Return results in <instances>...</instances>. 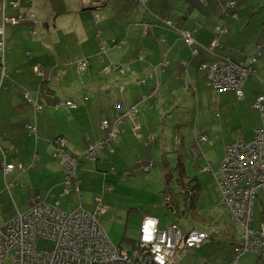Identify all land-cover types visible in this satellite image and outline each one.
<instances>
[{"label":"crops","instance_id":"0c3cea01","mask_svg":"<svg viewBox=\"0 0 264 264\" xmlns=\"http://www.w3.org/2000/svg\"><path fill=\"white\" fill-rule=\"evenodd\" d=\"M231 1L236 2V8L228 7ZM12 2L18 5L12 6ZM3 15L20 22L3 25ZM32 15L35 21H31ZM0 16L4 27L0 35V43L4 44L0 49V198L10 203L7 211L2 203L0 226L27 212L32 198L66 212L80 207L90 210L86 203L93 209L94 198L100 196L110 179L121 176L124 182L128 177H137L140 170L149 173L155 160L163 166V179L165 171H175L176 178H189L185 168L189 156L195 164L202 163L201 172L216 173L221 165L213 170L200 152V144L208 141L197 139L207 132L190 140L184 150L176 144L174 152L161 133L164 118L178 105H183V110L176 121L185 128L194 122L196 103L205 109L209 96L218 95L209 85L207 70L200 69L202 63L224 65L226 59H233L249 65L251 56L260 49L254 65L256 74L248 78L244 97L239 99L233 89L221 91L218 107L225 115L243 113L245 106L248 111L255 110V100L264 95L262 1L0 0ZM218 28L225 29V34L220 37V48L212 54L209 49ZM183 33L192 35L194 43L190 44ZM103 42L112 45L106 52L101 51ZM78 61H85L87 68L80 71ZM108 66L113 68L105 73ZM117 88L124 92H113ZM26 93L42 105L41 110L35 109ZM133 105H138L137 116L114 128L116 136L96 149L97 158L86 157L90 146L110 136L102 123L109 121V130L113 131L118 114ZM29 126L36 132H31ZM59 137L67 140V151L80 159L76 169L80 192L73 187L65 192L64 164L56 157L55 140ZM178 137L183 144L184 137L177 135V143ZM170 153L176 158L169 161ZM5 165L14 168L7 171ZM84 194L94 195L91 202ZM10 197L15 206L8 201ZM173 200L167 201L168 205ZM68 203L77 207L67 211L64 206ZM104 205L105 214H111L113 209ZM146 217L157 219L160 230L171 225L182 230L184 227L143 213L140 228ZM203 223L213 228L212 234L218 232L206 221ZM127 241V248L138 242Z\"/></svg>","mask_w":264,"mask_h":264},{"label":"built area","instance_id":"2783aa9c","mask_svg":"<svg viewBox=\"0 0 264 264\" xmlns=\"http://www.w3.org/2000/svg\"><path fill=\"white\" fill-rule=\"evenodd\" d=\"M235 4V1H231L228 7L234 8ZM11 5L18 4L12 2ZM30 19L36 20L33 15ZM18 20L5 15L2 17L3 25L7 22L17 24L20 22ZM3 25H0V35L4 33ZM224 34L225 29H217V36L209 49L212 54L220 48V37ZM182 35L190 44L194 43L192 35ZM109 46L112 45L103 42L101 51L106 52ZM0 49H4L3 42L0 43ZM193 52L198 53L197 50ZM257 55L259 53L251 58L252 64L249 65L243 61L226 59L224 65L202 63L200 69L207 70L209 85L217 93L233 89L241 99L244 97L243 88L248 77L256 73L252 65L258 61ZM78 68L80 71L85 70L87 63L78 61ZM112 68L108 66L104 68V72L109 73ZM36 72L39 70L36 69ZM26 97L37 111L42 109V105L30 98L29 93H26ZM66 104L72 108L76 107L73 102ZM253 108L261 114L262 127L255 131L253 140L227 146L225 159L214 173L223 204L242 232L236 241L239 247L234 254L235 264H239L238 259L248 252L257 254L260 258L259 264H264V221L258 229L252 227L256 200H263L259 193L264 194V95L257 97ZM137 114V105L118 114L112 126L113 131L109 130L111 123L104 121L102 129L109 131V138L90 146L85 156L95 158V149L106 146L109 139L116 136L114 128L127 119H134ZM28 128L31 132H36L33 126ZM197 139L198 142L208 141L205 135ZM55 144L56 157H60L64 164L67 185L65 192L69 193V187L80 192L81 185L76 174L79 159L67 151L65 138L59 137ZM5 167L7 171L14 168L13 165ZM113 190L111 185L104 188L105 192ZM93 204L94 211L80 207L73 212H66L57 205L32 198L31 207L27 212L19 213L13 220L0 226V264H175L184 253L201 247L211 239L206 232L192 229L185 233L177 225L160 230L157 219L146 217L141 225L137 244L131 248H118L111 242L101 224V216L107 211L103 198H95ZM40 240L52 242L54 249L40 250Z\"/></svg>","mask_w":264,"mask_h":264},{"label":"rangeland","instance_id":"374dc122","mask_svg":"<svg viewBox=\"0 0 264 264\" xmlns=\"http://www.w3.org/2000/svg\"><path fill=\"white\" fill-rule=\"evenodd\" d=\"M258 1L264 2V0ZM236 6L237 4H235L234 8ZM120 86L124 85L120 83ZM129 89L131 87L126 91ZM116 90L113 92L120 94L124 92L121 88L120 90L118 88ZM135 92L136 90L133 93ZM200 92L202 93L201 90ZM227 95L228 93L225 96ZM219 97H221V93H218V95L213 94L211 97L209 96L207 104L204 106L205 109L202 108V105L198 106L197 102L194 122L185 125V128L182 127L181 123H177L176 121V116L181 114L183 110V105H178L177 110L173 111V115V112L168 116L166 115L161 130L166 143H171V152L176 150V144L184 150L190 140L193 141L202 132H207L208 143L200 144V152L202 151L206 160L210 161L213 170H216L218 168L217 166L221 165L224 161L227 146L252 140L257 126L262 125V118H260L259 112L252 109L248 111V106L244 107L243 113L225 115L219 110L220 106L218 107V103H221L218 100ZM212 104L214 105L213 107L211 106ZM176 134L184 137L185 141L183 144L181 139L179 140V137L177 143ZM163 150L165 151L166 148H163ZM187 150L188 152L191 151V147L188 146ZM167 156L169 161L172 158H176L174 153H170ZM196 158H198V155ZM161 166V162L155 160V166L151 168L149 173H143L140 170L137 177L131 180L129 177L126 178L125 181L127 182H121V176L115 180L110 179L111 182L109 184L114 187V191L105 193V191L101 192V189L99 190L98 193L101 192V194L98 197H102L103 202L109 208L113 209L111 214L109 211L107 214L101 216V224L105 232L110 235L111 242L118 248H122L121 244H125L122 246L126 248L129 245L127 239L138 241L140 238L139 231L142 214L148 213L158 216L162 221H167L168 223L173 220L171 223L177 222L181 224V226H184L182 227L184 231L196 228L198 230H205L211 236L207 244L187 251L186 254L184 253L182 255L183 259L178 260L175 264H235L234 254L235 250L239 247V243L236 241L240 238L242 232L241 228L232 219L227 207L223 204L221 190L215 179V175L211 172H201L199 168H204L202 167V163L195 164L190 156L185 158V168L189 178L184 179V181L189 182L196 178L197 184L201 186L199 188V196L195 201V206L190 209L185 204L181 187H178L175 171H170L173 179H170V181L172 180L170 182L171 187H168L165 178H162L163 166ZM171 193L179 195L177 196L178 201L172 199L171 204H174L173 206L171 204L168 205L169 203L167 202L171 201V197L169 196L172 195ZM259 194L262 195L263 203H261L260 199L256 200L254 225L252 226L255 229L259 228L264 218V194L262 192ZM84 195L87 196L89 202H91L94 196L90 194ZM165 196L167 197L165 198ZM8 201L15 206L12 197ZM3 202L5 211L9 210L10 203L4 198H0V210H3ZM89 204L86 203L85 207L90 208L88 211H94V205L92 209ZM23 206H25V203ZM76 207V204L68 203L64 206V209L72 211ZM204 221L212 225L218 232L212 234L213 228L205 227ZM123 238L126 239L123 241ZM38 245L40 250L51 251L54 249L52 242L40 240ZM257 259L258 256L255 253L248 252L240 259L239 264H256ZM6 264H9V262Z\"/></svg>","mask_w":264,"mask_h":264},{"label":"trees","instance_id":"16d2710c","mask_svg":"<svg viewBox=\"0 0 264 264\" xmlns=\"http://www.w3.org/2000/svg\"><path fill=\"white\" fill-rule=\"evenodd\" d=\"M165 169H166V167H165ZM170 179H173V177L171 176L170 172L165 171V181H166L168 187H171L170 182L172 180L170 181ZM176 181L178 183V187L180 186L181 189L183 190V194L182 195H184L185 204L190 209H192L195 206V201H196L197 197L199 196L198 184L196 182L197 179L195 178L193 180H190L189 182L188 181L186 182V181H184V178L180 177V178H176ZM169 196L171 197V199H178L177 196H179V195L178 194H172V195H169Z\"/></svg>","mask_w":264,"mask_h":264},{"label":"bare ground","instance_id":"6f19581e","mask_svg":"<svg viewBox=\"0 0 264 264\" xmlns=\"http://www.w3.org/2000/svg\"><path fill=\"white\" fill-rule=\"evenodd\" d=\"M257 53H259V55H257L258 57L261 55V52H260V49H258L256 52H255V54L254 55H256ZM254 55H252L251 56V58L254 56ZM259 59V58H258ZM255 65V64H254ZM254 65H252L253 67H254ZM255 69V68H254ZM256 71V70H255ZM256 74V73H255ZM251 76V75H250ZM249 76V77H250ZM248 77V78H249ZM248 80V79H247ZM247 82V81H246ZM245 85H246V83H245ZM245 85H244V87H245ZM244 89V88H243ZM203 135H205V136H207L206 134H203ZM207 138H208V136H207ZM97 149V148H96ZM96 149H95V158H97V152H96ZM94 158V159H95ZM261 201V203H263V200H260ZM255 214V213H254ZM262 221H264V218H263V220ZM246 254V253H245ZM244 254V255H245ZM243 255V256H244ZM257 255V254H256ZM243 256H241L239 259H238V262L240 261V259L243 257ZM258 256V255H257ZM235 257V256H234ZM259 262H260V258H259V256H258V261H257V263L256 264H259Z\"/></svg>","mask_w":264,"mask_h":264},{"label":"clouds","instance_id":"9594fccd","mask_svg":"<svg viewBox=\"0 0 264 264\" xmlns=\"http://www.w3.org/2000/svg\"><path fill=\"white\" fill-rule=\"evenodd\" d=\"M3 17V16H2ZM2 19V18H1ZM197 138H199V137H197ZM10 222V221H9ZM7 224V223H6ZM3 226V225H2ZM207 244V243H206ZM205 245V244H204ZM203 246V245H202Z\"/></svg>","mask_w":264,"mask_h":264}]
</instances>
